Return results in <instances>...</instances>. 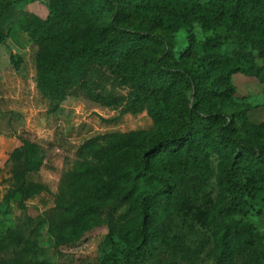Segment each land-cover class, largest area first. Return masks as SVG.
Masks as SVG:
<instances>
[{"label":"trees","instance_id":"1","mask_svg":"<svg viewBox=\"0 0 264 264\" xmlns=\"http://www.w3.org/2000/svg\"><path fill=\"white\" fill-rule=\"evenodd\" d=\"M18 1L0 0V11L9 12ZM138 5L170 31L159 53L155 35L126 23L131 7L125 0H50L46 19L20 16L42 45L38 86L46 96L60 102L72 90L104 105L124 102L121 113L147 110L159 125L128 147H100L93 139L79 148L80 161L62 176L56 207L47 212L56 245L106 227L109 237L126 245L123 264H196L201 245L210 243L217 247V264H264L259 236L237 217L251 190L264 201V142L259 141L264 128L244 126L239 132L228 111L233 74L264 84V0ZM194 23L215 34L199 43L188 30ZM223 24L234 45L229 57L222 52ZM181 28L185 43L178 46L171 36ZM106 69L122 71L130 84L120 101L100 84L98 73ZM212 141L233 159L218 177L216 201L208 191ZM10 159L16 180L11 194L26 212L29 199L49 191L30 179L44 167L45 155L37 143L23 140ZM192 235L199 238L195 245ZM33 243L9 228L0 235V254L12 251L13 257L1 255L0 264H48L27 255L25 246Z\"/></svg>","mask_w":264,"mask_h":264},{"label":"rangeland","instance_id":"2","mask_svg":"<svg viewBox=\"0 0 264 264\" xmlns=\"http://www.w3.org/2000/svg\"><path fill=\"white\" fill-rule=\"evenodd\" d=\"M125 1L131 7L126 23L148 29L155 35L153 48L159 53L163 47L162 39L170 36L169 29L152 21L148 13L141 10L138 5L141 0ZM49 2L20 0L9 12L0 11V235L9 228L20 230L34 242L29 247L26 244L27 255L48 264H123L126 245L116 235L109 237L106 227L96 228L74 242L56 245L47 212L56 207L61 178L78 165V151L84 143L97 139L100 147L108 144L114 145V149L128 147L139 136L155 132L159 125L147 110L137 114L121 113L124 102L104 105L72 90L64 100L57 102L40 90L38 54L42 45L31 30H25L20 16L34 15L44 20L49 13ZM109 15L110 12L105 14L101 22H105ZM188 30L195 34L199 43L215 34L214 30L205 29L199 23H194ZM219 33L226 36L223 54L227 57L233 55L234 45L227 36L231 33L224 24ZM185 35L186 29L181 28L171 39L176 40L178 46H183ZM98 78L106 93L115 92L119 101L130 92V84L120 70L99 71ZM231 81L235 93L228 111L233 114L234 128L239 132H243L244 126L264 128V84L255 76L241 72L233 74ZM23 140L37 143L44 152V167L30 179L49 189L29 199L26 212L19 208L17 197L11 194L16 180L11 173L10 153ZM259 141L264 142V136ZM211 145L214 148L209 159L208 191L216 201L218 177L233 159L227 151L221 150L217 141H212ZM98 159L95 158L96 161ZM237 217L252 225L264 245V201L258 190L246 193ZM195 239L199 238L192 235L193 245L197 244ZM217 251L214 243L201 245L196 264H217ZM1 255L12 258L13 252Z\"/></svg>","mask_w":264,"mask_h":264}]
</instances>
